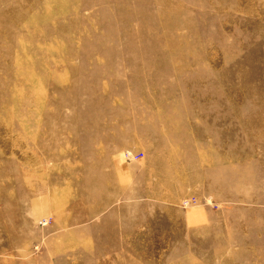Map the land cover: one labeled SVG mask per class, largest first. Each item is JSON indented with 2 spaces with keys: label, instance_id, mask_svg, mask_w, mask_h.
I'll return each instance as SVG.
<instances>
[{
  "label": "rangeland",
  "instance_id": "1",
  "mask_svg": "<svg viewBox=\"0 0 264 264\" xmlns=\"http://www.w3.org/2000/svg\"><path fill=\"white\" fill-rule=\"evenodd\" d=\"M0 264H264V0H0Z\"/></svg>",
  "mask_w": 264,
  "mask_h": 264
}]
</instances>
